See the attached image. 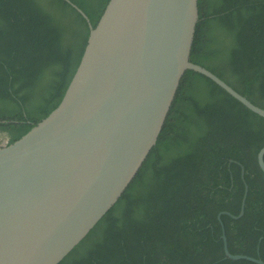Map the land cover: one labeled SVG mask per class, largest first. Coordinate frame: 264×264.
<instances>
[{
    "label": "trees",
    "instance_id": "16d2710c",
    "mask_svg": "<svg viewBox=\"0 0 264 264\" xmlns=\"http://www.w3.org/2000/svg\"><path fill=\"white\" fill-rule=\"evenodd\" d=\"M107 1L0 0L6 144L59 103ZM189 58L264 108V0H201ZM262 145L264 117L186 69L123 198L56 264H260L222 233L264 260Z\"/></svg>",
    "mask_w": 264,
    "mask_h": 264
},
{
    "label": "water",
    "instance_id": "95a60500",
    "mask_svg": "<svg viewBox=\"0 0 264 264\" xmlns=\"http://www.w3.org/2000/svg\"><path fill=\"white\" fill-rule=\"evenodd\" d=\"M200 8L201 0H108L89 23L59 103L20 137L0 143V264H56L123 198L186 69L264 117L263 107L190 60ZM263 155L264 145L257 152L264 172ZM246 192L247 185L232 216L242 214ZM222 238L226 257L264 264L230 252L224 232Z\"/></svg>",
    "mask_w": 264,
    "mask_h": 264
},
{
    "label": "rangeland",
    "instance_id": "374dc122",
    "mask_svg": "<svg viewBox=\"0 0 264 264\" xmlns=\"http://www.w3.org/2000/svg\"><path fill=\"white\" fill-rule=\"evenodd\" d=\"M5 141H6V138H5L4 136H2V137L0 138V143H5Z\"/></svg>",
    "mask_w": 264,
    "mask_h": 264
}]
</instances>
